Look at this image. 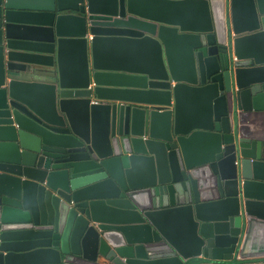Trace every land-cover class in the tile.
I'll use <instances>...</instances> for the list:
<instances>
[{
    "label": "water",
    "instance_id": "1",
    "mask_svg": "<svg viewBox=\"0 0 264 264\" xmlns=\"http://www.w3.org/2000/svg\"><path fill=\"white\" fill-rule=\"evenodd\" d=\"M264 0H0V264H264Z\"/></svg>",
    "mask_w": 264,
    "mask_h": 264
},
{
    "label": "crops",
    "instance_id": "2",
    "mask_svg": "<svg viewBox=\"0 0 264 264\" xmlns=\"http://www.w3.org/2000/svg\"><path fill=\"white\" fill-rule=\"evenodd\" d=\"M256 260L262 261V260H264V257H261V258L256 259Z\"/></svg>",
    "mask_w": 264,
    "mask_h": 264
}]
</instances>
